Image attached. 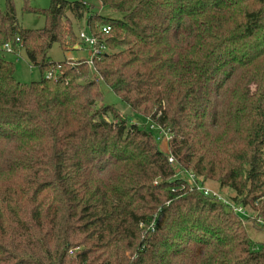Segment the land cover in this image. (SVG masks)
<instances>
[{"label": "trees", "instance_id": "1", "mask_svg": "<svg viewBox=\"0 0 264 264\" xmlns=\"http://www.w3.org/2000/svg\"><path fill=\"white\" fill-rule=\"evenodd\" d=\"M29 1L45 26L20 29L6 0L0 46L20 37L52 75L21 83L0 57V264H264L245 224L264 219V0H101L120 18ZM84 18L107 48L93 69L143 126L96 108L86 60L49 57ZM147 117L172 133L185 176L217 180L258 216L180 179Z\"/></svg>", "mask_w": 264, "mask_h": 264}, {"label": "rangeland", "instance_id": "2", "mask_svg": "<svg viewBox=\"0 0 264 264\" xmlns=\"http://www.w3.org/2000/svg\"><path fill=\"white\" fill-rule=\"evenodd\" d=\"M69 1H82L87 2L92 10L95 12L101 13L102 15H106L107 17H114L120 18L122 14L119 12H114L110 10L108 7L102 5L101 0H69ZM30 5L32 7L38 8H47L50 6L52 0H30ZM14 6L16 10V18L17 22L22 30H29V29H42L45 26V16L40 13L30 12L26 13L23 12V7L25 6V0H14ZM6 9V0H0V12H4ZM86 19L84 18L81 22L74 21V29L76 34L80 31L85 30L88 31V26L86 23ZM71 44V43H70ZM77 45H79L77 47ZM81 47V48H80ZM79 48V49H78ZM22 57L18 58L15 54H6L5 58L12 63H15V77L21 83L29 84L33 81H38L42 79L43 76H48L47 72H42L41 69L37 66L31 64L28 55L26 53L25 48L21 49ZM49 57L54 62H62L65 60H71L74 62H78L81 60H89L91 59V49L87 48L83 44L80 43L79 39H77L73 44H71L67 49H64L59 43H54L51 49L48 52ZM90 77L97 81L98 86L102 91V99L97 101L96 108L102 107L104 105H114L117 109V113L120 115L121 118H131V122L139 124L140 126L144 125L143 117L136 118L134 116L135 113L132 112L130 106L124 102L120 96L114 93L111 88L107 85L105 81L101 79L98 73L91 67ZM156 109V108H155ZM154 109V110H155ZM148 125L152 124L149 117H147ZM172 134V133H171ZM169 143L166 141L160 142V148L163 152L167 153L170 150ZM177 176L182 179L184 178L185 174L181 171H177ZM207 187L211 188L212 190L227 196H233L235 192L228 188H220L219 183L217 180H209L206 184ZM245 193L243 196L239 197L242 200L245 197ZM244 204V202H240ZM245 205V204H244ZM245 209L249 217V219H254L258 216V212L254 210V207L250 204L245 205ZM264 220V219H263ZM246 229L248 231L249 237L253 242L255 247H260L264 244V223L254 224L251 221H247ZM129 257V253L127 252Z\"/></svg>", "mask_w": 264, "mask_h": 264}, {"label": "built area", "instance_id": "3", "mask_svg": "<svg viewBox=\"0 0 264 264\" xmlns=\"http://www.w3.org/2000/svg\"><path fill=\"white\" fill-rule=\"evenodd\" d=\"M110 29H111L110 26H106V27H103L102 31L105 33H108ZM79 41L81 44L91 49V59L86 60L91 67L93 65V58L95 56L102 54L103 52H106L107 50L106 45L104 43L99 44L98 38L91 35V33L85 30L80 31ZM78 46L79 45H77V47ZM22 48H23L22 40L20 37H17L14 42L8 41L0 46V57H5L6 54H15L18 57H20L21 56L20 51ZM51 75L52 73L48 72V77H50ZM151 122L152 124H150L149 129L159 133V136L157 137V139L160 142L166 141L169 143L172 138V134L168 130L166 131V129L158 125L155 121H151ZM168 153H169V158H168L169 162L177 169V171L179 170L181 172V169H178L177 159L170 153V150ZM184 178L186 179V181L192 188H195V190L197 189L198 191L202 192L203 194L207 196H212L218 200H221L227 203L228 205L231 206V208L233 209L235 213L239 214L240 216L242 215V217L250 218L247 212H245L246 204L244 205L242 203H237L233 200H230L227 197L223 196L222 194L207 187L205 184H202L199 178L196 177V175L193 172H189L188 176H184ZM257 220L260 223H264V220L261 217L257 218ZM69 253H73V250H70Z\"/></svg>", "mask_w": 264, "mask_h": 264}, {"label": "crops", "instance_id": "4", "mask_svg": "<svg viewBox=\"0 0 264 264\" xmlns=\"http://www.w3.org/2000/svg\"><path fill=\"white\" fill-rule=\"evenodd\" d=\"M20 52H21V51H20ZM20 57H22V55H21ZM20 57H18V58H20Z\"/></svg>", "mask_w": 264, "mask_h": 264}]
</instances>
